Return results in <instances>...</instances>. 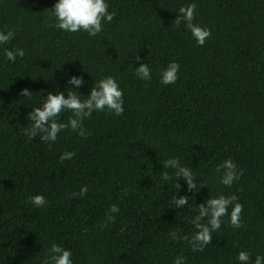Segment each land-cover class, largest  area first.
<instances>
[{
    "label": "trees",
    "instance_id": "16d2710c",
    "mask_svg": "<svg viewBox=\"0 0 264 264\" xmlns=\"http://www.w3.org/2000/svg\"><path fill=\"white\" fill-rule=\"evenodd\" d=\"M190 2L193 22L211 33L203 45L174 21ZM53 3L0 0V30L15 31L0 46V264H41L51 243L70 249L73 264H172L178 255L184 264H240V250L264 255V0H107L115 14L95 36L54 27ZM4 47L25 55L9 62ZM169 61L179 64L178 79L164 85L158 70ZM139 63L149 65L150 80L135 75ZM65 72L83 76L82 94L114 76L124 111H94L84 136L64 129L54 142L30 139L27 113L64 89ZM22 88L31 96H20ZM169 157L197 180L193 191L179 181L188 203L175 208L179 178L161 179L173 172L163 167ZM225 158L242 169L231 186L215 171ZM35 193L45 205L26 202ZM221 193L238 197L241 226L225 214L208 244L193 250L180 236L193 231L195 204ZM111 204L118 211L108 222Z\"/></svg>",
    "mask_w": 264,
    "mask_h": 264
},
{
    "label": "clouds",
    "instance_id": "9594fccd",
    "mask_svg": "<svg viewBox=\"0 0 264 264\" xmlns=\"http://www.w3.org/2000/svg\"><path fill=\"white\" fill-rule=\"evenodd\" d=\"M107 0H54L51 9H48L53 17V26L64 32L84 31L89 36H95L101 32L103 22H110L114 12L108 10ZM196 9L195 2L182 5L177 10L175 24L179 26L183 21L184 27L190 32L191 37L198 45H203L205 40L211 35L207 27H202L193 22L194 12ZM15 31L11 28L0 30V46L7 44L13 39ZM3 57L9 62H15L17 57L25 55L21 47L2 49ZM139 57H137V60ZM132 66V65H131ZM179 64L176 61H169L166 66L158 70L159 81L161 84H172L178 79ZM135 75L141 80L151 79V69L147 63H139L137 67H132ZM65 86L67 92L63 90H53L43 95L39 106L32 107L27 113L31 121L25 134L31 139L39 137L41 141L54 142L57 135L64 129L76 132L84 136L85 130L83 121L92 113L107 110L114 115L119 116L123 111V90L120 88L116 78L112 75H103L88 88L87 94L79 92L80 86L86 83L83 76L76 73H68ZM32 91L27 88L20 89L19 95L30 97ZM62 111L70 113L66 121H61L59 116ZM74 155L73 152H63L59 160L69 159ZM164 169L169 167L173 170L170 173L165 170L161 173V179L165 182L171 181L172 177L176 179L171 184L174 189L172 201L174 208L188 203V196L177 195L180 188V180L185 182L189 191L197 188V180L191 171V167L180 163L179 158L169 157L163 162ZM215 171L220 174V183L225 186H231L234 181L238 180L242 174V169H238L236 163L231 158L223 159L215 165ZM203 186V182H201ZM87 192V185H82L79 195ZM77 193H73L76 195ZM26 202H30L35 207L45 205L46 198L41 193L31 194L26 197ZM196 214L190 218V224L193 231L190 235H181L180 238L187 240L193 250H202L208 244L212 232L219 229L222 224V217L227 214L228 222L233 227H240V214L242 205L238 202V197L234 194L224 195L217 194L208 197L200 204H195ZM230 208V210H229ZM116 204L109 205V213H106V220L111 222L115 219L110 213L117 212ZM171 237L175 239L177 232H172ZM236 260L240 264H264V255L257 253L251 258L250 253L246 250H240L236 254ZM41 264H73L72 252L57 243H51L46 254L41 258ZM172 264H184L183 256H176Z\"/></svg>",
    "mask_w": 264,
    "mask_h": 264
}]
</instances>
